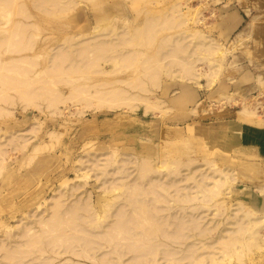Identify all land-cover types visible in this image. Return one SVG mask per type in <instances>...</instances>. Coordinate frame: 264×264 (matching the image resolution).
I'll list each match as a JSON object with an SVG mask.
<instances>
[{
  "label": "rangeland",
  "instance_id": "374dc122",
  "mask_svg": "<svg viewBox=\"0 0 264 264\" xmlns=\"http://www.w3.org/2000/svg\"><path fill=\"white\" fill-rule=\"evenodd\" d=\"M213 3L214 0H58L57 4H51L47 0H7L6 7L0 8V38L13 35V42L17 45L27 42L29 47L23 52L16 51L14 46L0 48V78L8 76L16 82H30L40 86L44 93L43 98L35 102L43 109L36 110L32 106L25 108L26 103L17 96L14 85L2 86L0 91L9 96L0 99V264H93L73 253V244L86 247L92 243L91 237L82 236L83 231L67 245L66 242L56 246L46 242L44 254L28 243L24 247L16 242H24L45 230L42 221L50 217L57 202L65 211L89 199L94 217L96 214L104 216L111 205L114 210L118 206L113 203L121 196V191L112 186L134 183L138 167L144 163L151 164L156 171L157 182L152 188L162 192L158 184L163 185L172 193L171 199L180 195L185 185H193L192 180L186 179L192 176L195 166L212 164L207 163L210 161L217 170L214 174L213 169L204 166L194 172L198 179L211 180V176H220L224 169L234 173L222 186L220 196L208 203L216 211L213 219L221 223L211 231L209 240L215 242L225 236L227 228H234L228 216L236 200L249 205L253 193L264 196L261 191L264 165L253 173L244 172L241 163L245 159L241 155L216 150L217 144L207 138L210 128L216 130L231 119L236 122L252 119L240 113L251 98L239 101L240 95L233 92L229 81L237 73L231 61L241 51H237V47L236 50L230 48L235 38L221 28L223 25L216 18ZM166 17L173 21L168 26L163 21ZM148 19L153 20L160 31L154 34L151 44L139 45V33ZM21 28L24 29L19 30ZM183 33L192 35L193 42L199 36H210L217 40L221 50L209 56L212 62L203 58L194 64L202 83L210 78L216 84L215 90L203 89L205 98L200 106H191L184 117H178L173 114L174 106L167 102L177 94L173 89L178 88L179 83L189 89L198 86L177 75H169L167 68L161 70L159 83L152 84L145 63L166 55L171 47L162 46V42L173 41ZM131 37L132 42L127 40ZM85 38H93L91 43L100 46L108 57L100 59L95 66L81 62V68L60 77L48 73V63L56 48L68 47L72 51ZM129 52L136 55L127 64L121 63L123 54ZM115 57L118 65L110 60ZM22 63L30 67L26 69ZM178 68L176 66L175 70ZM24 72L28 73L27 77L22 76ZM140 81L146 85V91L138 86ZM114 88L122 92L115 98L121 104L111 106L109 101L113 98L99 99L98 91ZM189 94L192 96V92ZM131 96H136V100L130 102ZM144 97L162 112L157 109L153 111L156 113L146 114ZM165 106L172 116L165 111ZM34 126L36 131H32ZM15 134L18 136L8 146L6 138ZM209 155L212 158L203 159ZM174 162L180 163L178 172L161 168L172 166ZM176 176L185 181L173 183L170 177ZM171 201L166 203L165 211H160V217L174 221L180 216L185 219L173 222L175 229L167 225L168 231L175 230L180 239L167 240L165 233V249L171 250L172 255L159 254L158 258L170 259L167 264H187L193 259L182 260L187 247L183 242H208V239L202 240V234L196 237L194 234L201 231L200 225L208 227L209 221L202 216L193 218L191 214L193 222L189 227L186 221L190 218L186 215L189 211L184 210L188 204ZM81 214L85 218L87 212L81 210ZM115 220L116 217L113 223ZM79 223L85 224L83 219ZM88 230L96 233L94 227ZM259 235L263 241L241 256H228L223 260L215 256L210 262L197 264H264V221ZM217 244V249L206 248L198 253L208 256L209 252L224 251L222 245ZM12 245L20 248L17 251L20 255L13 263L5 256L6 247L13 249ZM128 246L129 254L123 259L135 262L139 259L138 250L131 252ZM106 250L108 252L109 248ZM24 251L35 254L24 257Z\"/></svg>",
  "mask_w": 264,
  "mask_h": 264
},
{
  "label": "bare ground",
  "instance_id": "6f19581e",
  "mask_svg": "<svg viewBox=\"0 0 264 264\" xmlns=\"http://www.w3.org/2000/svg\"><path fill=\"white\" fill-rule=\"evenodd\" d=\"M47 1L51 4H57L58 0ZM6 5L7 0H0V8L6 7ZM255 19L256 21H258L257 19H259V17L257 16L255 17ZM163 21L165 22V26H168L173 22L167 17ZM23 29L24 28H21L19 30ZM159 31L160 28L156 26L155 22L148 19L146 22V26L139 33V36L141 37V42L139 45L151 44L154 40V34H157ZM12 36L13 35H10L7 38H0V48H8L14 46V49H16V51L18 52H23L24 50L29 48L27 42L21 45H17L15 42H13V39L11 38ZM191 36L192 35L190 34L183 33L180 38H175L173 41L168 40V42H165L164 40L162 42V46L169 45V47H171V50L167 52L166 55L162 54L159 60H148L145 63V70L149 73L151 77L150 82L152 84L159 83L161 70L167 68V73H169V75H177L183 80L194 82L201 89L206 88L211 92L215 90L213 87L216 84L213 83L210 78L205 83H202L203 81L200 80L201 74L194 67V64L195 62L202 60L203 58L212 62L209 56L221 50V46L216 42L217 40L210 36H199L195 42L190 40ZM91 40L94 41L93 38L83 39L72 51L69 50L68 47L56 48L48 63V73L52 74L53 76L60 77L69 73L70 71H73V69L77 70L78 68H81V62L86 63L87 66H95L100 59L104 57L107 58L108 53L102 50L101 47L97 44L94 45L95 43H91ZM127 40L132 42L134 39L133 37H131ZM234 41L232 42L230 48L234 50L238 48L237 51L244 50L243 46H241L240 41ZM235 47L237 48L235 49ZM134 54V52L123 54L121 63L127 64L128 61H131ZM170 58L172 59L169 60ZM115 59L116 57L110 60L114 61V63L118 65V62ZM237 59L240 60L238 53L235 54L233 61H231L235 64L237 73H234V76H231L229 81L230 83H232L233 92L239 93V101L244 102L246 101V99L241 100L242 98H251V100L248 99L250 104L245 103L247 108L242 109L240 113H244L248 118H252L248 122H254L264 125V111L262 106H260V96H264V76L262 74L258 75L257 83L259 84V86L256 89V91L258 92L250 91L252 89L247 90L246 88H244V86L249 79L247 78V76H240V67L237 64ZM22 64L26 66V69L30 67L28 63ZM18 66L20 67L21 65L18 64ZM176 66H179L177 70H175ZM22 76L27 77L28 73L24 72ZM28 78L31 79L33 77ZM5 85H8V87L14 85V89H16L17 91V96L24 100L26 103L25 108L32 106L36 110L43 109L40 103H35L36 100L41 99L44 96V93L40 86H35L26 81L16 82L8 76L5 78H0V91L2 86ZM138 86L143 87L146 91V85L142 81L139 82ZM121 94L122 92L117 88L111 89L107 92L98 91L99 99L103 101L113 98L112 101H109L111 106H113V103L121 104L115 101V98H119ZM8 97V95L0 93V99H8ZM129 100L130 102L136 100V96H131ZM138 100H141L140 97ZM144 102L146 105L144 109L146 114L151 113L157 109L162 112V109L153 104L152 101L147 100V98L145 97ZM196 109L197 108H195L194 110ZM169 110L170 109L165 106V111H167V113L171 115ZM185 115H183L182 117H184ZM171 116H169L168 118H171ZM238 130L239 127L234 130L236 139L238 136ZM32 131H36L35 126ZM17 136L18 135L15 134L10 138H6L5 141L8 142V146L12 145V143L15 141L14 138H16ZM37 150H39V148H37ZM204 158L210 159L212 157L209 155V157L205 156L203 157V159ZM207 163L213 164V162L210 161ZM178 164L180 163L174 162L172 166L163 165L161 166V168L165 167V169L169 170L170 172L173 169L172 171L175 173L181 169L177 167ZM212 164L195 166L191 171L192 176L189 177L188 175L189 178L186 179L188 182L192 180L193 185H185L183 187L184 190L180 191V195L171 199L170 196H172V193L163 185L158 184L162 192L155 191V189L152 188V184L154 182H157L154 175L156 171L151 166V164L144 163L138 167L137 179L134 183L132 181L123 183L121 186H112V189L121 191V196H116L117 200L113 203H117L116 206H118L115 207L114 210L113 205H111V209L108 210L104 216H98L96 214L94 217V215L92 214L93 208H91L89 199L87 201L81 200L79 201L78 205L69 207L65 211L62 210L59 202H57L54 205V209L50 217L47 220L42 221V224L45 226V230L29 237L24 242H16V244H23V246L26 247L28 243L32 247L34 246L37 247V249H40L42 254H44L46 242L54 246L58 245L61 242H66L65 245H67L71 243V241H73L75 236H79V234H81V232L83 231L85 234L82 236L91 237L93 239L92 243L86 247L73 244V253L84 257V261L93 264H167L169 263L170 259L165 261V257L158 258L159 254H164L166 257L172 255L171 250L165 249V233L167 234V240L169 239L171 241H174L180 239V236L178 234H175V230L168 231L167 225H170L173 227V229H175V224H173V222H181L180 220L185 219V217L180 216L177 221H174V219L171 218H166L165 216L160 217L159 213L160 211H165L166 203H171V200L187 203L188 205L184 206V210H188L190 212H186L187 216L190 217L192 214L193 218L202 216L208 219V227L200 225L199 228L201 229V231L196 232V234H194V237L202 234V240H209L211 231L216 229V227L221 224L217 220L213 219V215L216 214V211L215 209H211V206L208 203L213 198H215V196H220V190L222 186L228 179L232 178L234 173L230 169H224L223 171H221L220 176H211L210 178L212 181L198 179V177L195 176L194 172L203 169L204 166L207 169H209L207 167L209 166L211 169H213V173L216 174L217 170L213 168ZM241 165H243L242 170L244 172L253 173L254 170L259 169L262 164L245 160L243 163H241ZM164 173L165 172H162V174ZM170 178H172L170 180L173 183L185 181V178L178 180V176ZM164 180H161V182H163ZM207 183L211 184L207 185ZM146 184H149L150 188H148ZM261 191H264V188ZM165 192L169 197L165 194ZM226 194L230 195L228 192H226ZM261 195L262 194L253 193V201L249 205H247L243 200H236V204L232 206L231 212L228 216V218L230 219L229 224H233L235 226L234 228H227L225 236L218 238V240L220 241L217 240L215 242L209 240L208 242L200 241L191 244H188L187 241L183 242V244H185L187 247L184 248V254L186 256L182 260L192 258L193 260L187 264L210 262L215 256H217L218 259L223 260L228 256H241L245 250H248L249 248H252L261 243L263 240L259 235V227L263 223L264 217L256 216L257 214L264 215V196ZM162 198L168 200L162 201ZM56 199H58V197H56ZM123 202L125 204L124 207L121 208ZM198 202H200V204H198ZM81 210L87 212L85 218L82 217V215L84 214H81ZM79 215H81L80 219H83L85 224L79 223ZM115 217L117 222L115 220V222L113 223L112 220ZM109 218L112 219L109 220ZM186 221L190 227V223L193 222V219L190 217L189 220ZM177 225L182 226L183 223H177ZM106 226H108L109 228H106ZM89 227H94L96 229V233L89 231ZM188 237L189 236H187V240L189 239ZM219 242L220 244H217ZM126 243L129 244V246ZM216 244L219 246L222 245V249L224 251L209 252L208 256H204L205 253H198L206 248L217 249ZM123 245H127L130 248L131 252L135 253L138 250L137 254L139 259L135 260V262L129 261L130 263L127 262L126 259L124 260L123 258L129 254V250L127 246V250L122 249ZM12 247L13 249H11V246L6 247L5 256L13 263L14 260L18 258V255H20L17 253L20 248L15 245H12ZM107 248H109L108 252L106 250ZM233 252L236 254H233ZM34 254L35 253L33 252H23L24 257H27L29 255L32 256ZM56 254L60 255L62 253Z\"/></svg>",
  "mask_w": 264,
  "mask_h": 264
},
{
  "label": "crops",
  "instance_id": "0c3cea01",
  "mask_svg": "<svg viewBox=\"0 0 264 264\" xmlns=\"http://www.w3.org/2000/svg\"><path fill=\"white\" fill-rule=\"evenodd\" d=\"M225 1L229 0H214L216 18L223 25L221 28L243 46L244 50L238 54L240 60H236L240 67L239 75L249 79L244 88L256 91L259 86L258 75L264 76V0H233L229 4H225ZM257 16L258 21L255 19ZM177 87L172 91L177 94L167 102L174 106V116L181 117L191 106H199L205 97L200 87L189 89L184 83H179ZM189 92H192V96ZM227 122V126L221 124L216 130L210 128V136L207 138L217 144L215 149L236 153L246 161L264 165V125L236 122V119ZM237 127L239 130L236 139L234 130Z\"/></svg>",
  "mask_w": 264,
  "mask_h": 264
},
{
  "label": "built area",
  "instance_id": "2783aa9c",
  "mask_svg": "<svg viewBox=\"0 0 264 264\" xmlns=\"http://www.w3.org/2000/svg\"><path fill=\"white\" fill-rule=\"evenodd\" d=\"M256 92H258V91H256ZM256 92H254V93H256ZM258 95H259V93H258ZM260 106H262V108H263V111H264V96H260Z\"/></svg>",
  "mask_w": 264,
  "mask_h": 264
}]
</instances>
